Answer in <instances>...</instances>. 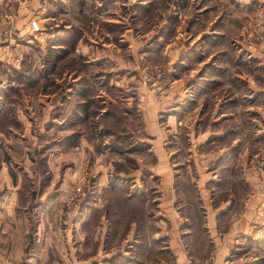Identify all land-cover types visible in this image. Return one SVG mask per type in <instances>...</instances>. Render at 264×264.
<instances>
[{"label":"crops","instance_id":"obj_1","mask_svg":"<svg viewBox=\"0 0 264 264\" xmlns=\"http://www.w3.org/2000/svg\"><path fill=\"white\" fill-rule=\"evenodd\" d=\"M151 1L142 0L141 3H135L137 6L133 10V18L136 26L140 28V32L138 36H126L130 29L125 26L118 34L122 41L128 42L124 46L125 48L120 50L121 55L117 49L116 52H113V49L109 47L111 38L104 34L108 40L101 43L105 55L116 63H120L123 70L125 61L123 57L125 56L126 58L129 56L138 63L142 61L141 56L150 59L155 64H161L164 59H170L167 69L170 72L173 68L171 64L176 62V58L179 57L176 55L177 52L179 51L181 54L180 50H187L190 47L189 51L185 50V56H182L177 63L183 65L184 61L189 62V76L185 78V86L186 84L191 86L193 98H200L201 104L198 102L195 104L201 108L195 114L192 113L181 119L178 117V105L181 102L177 101L179 91L175 90L178 89L176 81H179L181 75L166 80L161 77V74L158 76V80L166 91L160 99L154 96L155 93L158 94L159 89L153 87V91L148 93L146 88L139 85L136 80L135 86L140 102V108H136L137 114L142 112V107L148 111V116L144 115L142 118L143 122L137 115L135 117L132 115V118L128 116L121 106L129 107L132 98L123 100L116 97L117 102L113 98H108L104 107L95 108L101 113L108 104H111L126 116L122 127L129 132L131 145L125 146L123 151H116L110 143L112 133L101 129L100 125H96L95 116H91L89 119L83 117L84 106L80 105L82 100L76 101L74 95L82 80L78 85L74 83L71 88L63 89L60 95L62 101L54 103L58 106L53 114H59L60 121L67 119L68 124H63L66 133L63 134V140L58 147L63 153H65L64 149H74L79 153V158L85 159L88 156L93 159V164H95L94 169H91V173H93L90 190L92 193L89 197L91 201H88L89 206L84 207V212L79 214L76 220V224L79 226L76 234H78L79 240L88 234L89 246L85 248V246L79 245L75 252L77 259L71 250L64 249L63 243L61 244L63 247L60 249L57 246L49 247V234L47 233L49 223L47 216H43L47 207L39 202L36 204L33 202L31 199L32 187L28 189L29 192L27 189L20 188L15 171L8 170L7 173L0 167V178L5 179V187L8 189L6 198L0 201V264H66V256L73 257L71 260L74 261V264H107L113 258H119L122 262L132 261L142 262V264H264L262 261L264 260V196L257 195L256 191L258 179L264 176V73L252 74L245 79L244 77L240 78V75L233 74L229 78L232 83L236 84L234 88L230 89V96L227 97V100L211 103V105L202 102L209 96L204 86L208 82H219L220 74L217 75L212 70L222 69L220 66L225 65V62L235 63V58L238 55L231 47V50L227 49L226 54L224 51L220 52L223 49L218 51L212 49L213 52H209V47L213 45L214 40L211 41L210 37L207 39L206 34H202L208 33L211 38H213V34H220V30L226 27L224 23L228 18L231 22L227 26L235 32L240 30V27L235 25L236 10L238 5H242L241 2L244 3V0H218L222 4L224 15L217 13L213 18L210 17L209 6L206 5V2L215 0H190L192 4H194L193 1L195 4L190 5L192 8L188 10V14L186 12L184 14L189 25L187 30L189 33L195 28V33H199L197 36L201 34V39L193 45L194 39L198 38L196 36L189 40L186 46L184 45L185 47L179 46L176 41L171 42V37H165L164 33L169 30L167 27L171 22L168 14L158 21L156 18L154 19L153 14V20L152 18L145 20L146 11L148 12L146 4ZM171 1H174L172 8H175L176 0ZM250 1L254 3L256 9H264V0ZM126 2L129 1L126 0ZM230 3L235 9L234 12L230 7L229 10L227 8ZM246 3L248 4V2ZM220 4L214 3V6ZM185 5L189 6V0H186ZM245 7L240 9L239 18L251 16L248 13L243 14ZM220 16L223 18L220 19ZM51 17L45 15L37 19L39 33L28 40L27 43L30 44L17 43V45H24L29 49L28 53H31V58H33L32 54L36 49H40L41 52L47 50V47L39 46L38 37L45 40L53 38L52 31L50 34L47 33L50 30L49 27H57L55 31H59V36L69 30L66 28L67 26L61 28L57 23L52 22ZM119 21L117 20V22ZM45 26H47L46 29H44ZM107 26L109 27V25ZM28 28L27 25L26 28L22 27L21 29L27 32ZM42 28L45 32H42ZM156 31H159L160 34ZM148 37H151V44L148 48L146 46L144 48L142 44ZM76 44L73 46L74 51L82 56L85 55L84 53H88L87 46ZM162 44L166 48L162 52L161 50L156 52L155 49H158ZM55 46L59 47L58 49L62 48V45L58 43ZM240 46L246 54L244 59L247 55L257 56L258 47L255 45L254 48L246 45ZM172 47H174L173 52L170 51ZM196 49H198L197 52ZM153 52L156 53L152 54ZM19 55L21 60V52ZM7 57L10 59L9 55ZM94 57H99L97 51L94 52ZM31 58L24 62V66H26V62L32 61ZM263 58L264 55L259 61H255L264 64ZM16 59L10 60V62L17 61L19 64V56ZM207 59H209V65L213 67L210 69L213 73H208V71L200 73V71L206 70ZM214 61H217L219 65L213 64ZM32 62L36 67L40 66L36 59ZM196 65L198 67L195 69ZM13 68L11 67L9 70ZM50 76L52 81L64 80L65 71L54 72ZM95 77L99 78L100 76L96 75ZM131 78L133 77L130 74L122 76L123 80H120L119 83L128 84L127 82ZM75 79L76 77H72L71 81ZM115 79L113 77V81ZM230 79L227 78L229 81ZM240 79L248 83L250 87L244 94L237 93L240 91L238 90ZM154 80L157 81V78ZM103 81L106 82L107 78H103ZM258 83L261 86L256 87ZM108 84L112 86L110 82ZM65 92L66 94H64ZM46 94L48 93L39 91L34 96ZM50 94L54 96L55 93L52 91ZM90 98L92 100V94ZM180 99L182 101L184 99V95L181 93ZM242 99H247L249 103L242 104ZM88 110H91L90 106ZM156 112L165 114V118L162 120L163 125L156 123ZM69 116L72 117V120L68 119ZM51 119H56V117ZM89 123L93 129L90 133ZM103 133L106 135L104 136ZM100 142H106V144L104 143L106 148L103 151L96 148V144ZM125 157H129L135 163V167L129 175L130 179L127 181L121 179L122 173L119 176L113 174V162L115 160L123 161ZM11 177L14 181L11 180ZM114 181L127 195L135 192L144 197L142 207L143 212L147 215L144 228L146 248H137V252L132 251V248L139 244V238L135 235L136 223L134 221H128L127 217H122V220L115 222L114 229L111 230L109 220L105 218L103 212H100L95 218L92 217L93 210H100L106 206L107 194L105 190L111 188ZM23 193H30L31 196L28 197L29 199H24L26 194L22 198ZM194 199L197 205L194 203ZM34 208L39 210L36 211L39 217L33 216ZM196 209H199L200 213ZM199 222L200 230L203 232L194 235L191 232V226ZM34 224L35 231L33 232ZM29 240L31 241L29 242ZM128 245H132V247L127 248ZM187 256H191V263L187 262Z\"/></svg>","mask_w":264,"mask_h":264},{"label":"rangeland","instance_id":"obj_2","mask_svg":"<svg viewBox=\"0 0 264 264\" xmlns=\"http://www.w3.org/2000/svg\"><path fill=\"white\" fill-rule=\"evenodd\" d=\"M128 1L129 2H126V0H0V58H3L0 60V88L6 82L5 75L9 71V68H17L20 65L17 61L15 63H11L10 60H17L16 57L18 56L20 60L19 52H21V55H24L29 51L26 46L17 45V43L23 42L30 44L27 43L28 40H31L32 36L39 33H31L29 28L27 32H25L24 29H21L22 27L26 28L31 20L37 21V19L45 15L52 16L51 21L57 23L61 28L67 26L66 28L69 29L68 31H73L79 34V37L75 41L74 45L77 43L76 45L81 44L87 46L88 48V53H84L85 55L83 56L73 50V53L65 55L61 63H56L57 66H60L62 63L70 62V58L74 56L76 60L81 59L82 63L89 67L88 72H82L77 75L75 74L76 70L68 71V68L76 65V63H74L72 66H67L64 80L52 81L55 84L51 90L55 93L54 96L50 94L51 91L46 92L48 93L46 95L38 97L24 93L25 95H22L17 99L18 102L15 107L13 106L12 114L15 121L9 124H3L6 125L4 131H0V167L6 170L7 173L8 170L15 171L18 176V185H20L22 190L27 189L28 191L30 187L33 188L32 196L30 193H23L22 198L26 194V198L24 199L31 196V199L35 204L36 202H39V204L41 203L43 206L47 207L43 212V216H47L46 218H48L49 223L47 228V233L49 234V247L57 246L60 249L64 246L66 251L71 250L73 252L72 254L74 257L79 245H81V247L85 246L86 248L90 243L88 234L83 236L84 238L79 236L82 237L81 240H79L78 234H76L79 229V226L76 224V220L79 214L84 212V207L89 206L88 201H91L89 199L90 193H92L90 190L93 179L91 177L93 174L91 173V169H94L95 164H93V159L88 156L85 159L82 157L79 158V153H77L74 149H64L65 153H63L58 147L63 140V134L66 133L63 128V124H68L67 119H65V121H60L58 116L59 114H53L58 106L54 103L62 101V97L60 95L62 94L63 88L69 89L74 83L78 85L81 80L83 81L84 79H87L92 87V100L89 104L90 109L104 107V105L107 104L106 99L108 98H113L116 102V97L123 100L126 98H132L131 104L128 105L129 107H125L123 105L121 106L127 112L126 114L128 116L132 118V115H134V117L137 115L138 117H141L140 121L143 122L142 118L144 115L148 116V111L142 107V112L137 114L138 110H136V108H140V102L138 99L139 96L137 95L138 90L135 86L136 80L139 85L146 88L148 93L153 91V87L159 89L158 94L160 95L156 93L153 94L156 98L159 97L160 99L165 95L166 91L161 82L158 80V76L161 74V77L166 80L169 78L171 79L174 76L181 75L182 77L179 81H176L178 89L175 90L179 91L177 101L181 102V104L178 105V117L181 119L182 117L188 116L192 113L195 114L201 108L195 104L196 102L201 104L200 98H193L191 95V86H187V84L185 86V78H188L189 76V62L184 61L183 65L177 63L180 61L179 59H181L182 56H185L186 51L190 50V47L187 48V50L185 49L186 51L184 49L180 50L182 55L179 51L177 52L176 55H179V57L178 59L176 58V62L171 64L173 68L170 72L167 71L170 59H164L163 63L155 64L151 62L150 59L143 58V56H141L142 61L138 63V61L132 60L129 56L128 58L125 56L123 57L125 59L123 70L120 63H116L113 59H109L107 55H105V51L103 50L104 47L101 43L104 40L108 41L106 39L107 37H105L106 35L111 38L109 47L113 49V52H116L117 49L119 53L121 52L120 50H123L125 48L124 46L128 43L127 41H122L120 35L118 36L125 26H127V29H130L129 33H126V36L139 35L138 33L140 32V28L136 26V23H134L133 10L134 8L136 9L137 6L135 3H141L142 0ZM173 2L174 1L171 0H152L150 3L146 4L148 12L146 11L145 20L151 19L153 14L154 19L156 18L158 21L163 18L165 14H168L171 22L167 27L169 30L164 33L165 37H171V42L176 41V43H179V46H186V43H188L189 40L194 39V37L196 38L199 34L195 33V28L192 32L188 33L187 29H189V25L187 19L184 17L185 12L188 14V10L192 8L190 5H194L195 2L193 1L194 4H192L189 0V6L186 7V0H176V9L172 8ZM246 2H248V4ZM214 3L220 4L218 0H215L214 2H206V5L209 6L210 17H215L217 13H220L223 16L224 9L221 6L222 4L214 6ZM241 3L242 5H238L239 7L236 10L235 21V25L238 28L240 27V30L235 32L231 27L227 26V24L231 22L230 18H228L224 23L226 27H224L223 30H220V34H213V38H211V35L208 33L202 34H206V38L210 37L211 41L214 40L215 42L219 37L224 36L225 32H227L230 47L238 54L235 58V63L231 64V62H225V65L220 66L222 69H217V71L215 69L212 70L215 71L217 75L220 74L219 82H208V84L204 86V88L207 89V94L209 96L202 101L203 103L207 102L211 105V103L215 104L221 102L222 100H227V97L230 96V89L232 87L234 88L236 84L232 83L229 78L232 77L233 74L240 75V78L244 77L245 79L247 76L249 77L252 74L259 75L264 73V64H259L255 61H259L264 55V9H256V6H254V3L250 0H244V3ZM111 5L113 6L109 9ZM244 6H246V9L243 10V14L248 13L251 16L248 18H239L238 15L241 13L240 9ZM229 7L234 12L235 9L231 3L227 6L228 10ZM169 8H171V10H169ZM173 11H176V13H173ZM243 14L241 15L243 16ZM221 18L223 17L220 16V19ZM117 20L120 21L117 22ZM238 21H240V24H238ZM107 25H109V27ZM46 28L47 26H45L44 29ZM56 28L57 27H49L50 30L47 33L50 34V31H52V35L54 36L53 38H50V40L38 37V40H40L38 42L39 46L41 45L43 48L47 47L48 50H55V52L60 50L58 49L59 47L55 46L56 43H58L57 38L59 36V31H55ZM42 32H45L43 28ZM156 33L160 34L159 31H156ZM174 36L175 38H173ZM197 37L198 38L196 40L194 39L193 45L201 39V34ZM215 37L216 39H214ZM150 38L151 37L145 39L142 44L143 47L146 46L148 48L150 46ZM16 39L18 40L16 41ZM240 45H246L250 48H254L255 45L258 47L257 56L260 57H250V55H247L244 59L243 57H245L246 54L245 51L241 49ZM164 48L166 47L162 44L158 49H155V51L158 52L161 50L162 52ZM197 50L198 49H196V52ZM96 51L99 55L98 58L94 57V52ZM170 51L173 52L174 47H172ZM221 51H224L225 54L228 52L227 48L225 49L224 47L223 50H220V52ZM251 51L253 52L254 50L252 49ZM156 52H153L152 54H155ZM209 52H213L211 47H209ZM8 55L10 59H8ZM119 55H121V53ZM207 60L208 66H206V70L200 71V73L205 71L213 73L210 71L213 67L209 65V59ZM38 61V63H42V58H39ZM213 64L219 65L217 61H214ZM39 65L40 66L37 67V69L40 73L45 74L46 70L44 65ZM194 67L196 69L198 65ZM25 68L28 71H33V68H35L34 63L32 61L26 62ZM96 74L100 77L96 78ZM129 74L133 78L127 82L128 84H120L119 81L123 80L122 76H128ZM46 77L52 78L50 75H46ZM72 77H76V79L71 81ZM113 77L116 78L115 81H113ZM103 78H107V81L104 82ZM154 78H157V81L154 80ZM227 78L230 79V81L227 80ZM242 79H240L241 81L238 83V90H240L237 92L238 94H244L248 89H250L248 83L244 82ZM109 82L112 86H109ZM159 83L160 85H158ZM167 84H169V82H167ZM259 86H261L260 83L256 85V87ZM187 87L189 88L186 92ZM180 93L184 95L183 101L180 99ZM64 94H66V92ZM239 101L240 99L238 102ZM241 103L246 105L249 102L247 99H242ZM4 106V104H1L0 109ZM155 115L156 123L163 125L162 120L165 118V114L156 112ZM55 117L56 119H51ZM69 118L72 120L71 116H69L68 119ZM88 126L90 133L93 131L91 123H89ZM103 135L105 136L106 134L103 133ZM104 143L106 144V142ZM104 143L100 142L99 144H96V148L100 150L102 149L103 151L104 148H106ZM41 149L44 151L43 154L35 155V152ZM86 173L89 175H85ZM4 180L5 179L3 177L0 178V201L5 199L8 193ZM11 180L14 181L12 177ZM260 180L261 178L258 179L256 191L257 195L264 196V194H260L258 192V183ZM76 187L80 188L79 192L75 191ZM82 205L83 207H81ZM33 210V216L39 217V214H36V211L39 210L35 208ZM34 231L35 224L33 225V232ZM33 237H36V235H33ZM30 241L31 240H29V242ZM62 243L63 246H61ZM71 259H73V257L66 256V264H74V261ZM75 259L77 258L75 257ZM186 260L187 262L189 261L188 256L186 257Z\"/></svg>","mask_w":264,"mask_h":264},{"label":"trees","instance_id":"obj_3","mask_svg":"<svg viewBox=\"0 0 264 264\" xmlns=\"http://www.w3.org/2000/svg\"><path fill=\"white\" fill-rule=\"evenodd\" d=\"M78 37L79 34L73 31L64 32L57 38L58 44L62 45V48H60V50L55 52V50L47 49L45 50V52H41L40 49H36L35 51H33V58H31V53H26L22 55L19 63L20 65L17 68L9 70L6 73V82L0 88V105H5L2 109H0V131H4L6 125L3 124H9L15 121L12 110L13 106L15 107V103L20 96L25 94L35 95L39 91H43V93H46L53 89L54 84L51 78H47L46 75L53 74V72L61 73L63 70H66L68 65L72 66L74 65V63H76V65L74 67L68 68V71L76 70L75 74L77 75L82 72H88L89 67L84 65L81 59L76 60L74 56L70 58L71 60L68 59L70 60V62L62 63L60 66H57L56 64L59 62L61 63L65 55L73 52V46ZM222 46L225 49H230V42L227 32H225L224 36L219 37L213 43L211 49H215L218 51L220 49H223ZM30 58L32 59V61L36 59L37 62H39V58H42V63L39 64L44 65V68L46 70L45 74L40 73L36 66H34L35 68H33V71L35 70L34 72L28 71L25 68L24 62ZM91 94L92 87L88 80L84 79L82 83H80L74 94L76 101L79 99L82 100V103L80 105L84 106L82 109L84 119H89V117L95 116L96 125H100L103 130H107L112 133L110 143L113 148L116 151H123L122 149L125 146L131 145L130 134L125 130L124 127H122V123L123 121H125L126 116H124L120 110H117V108L115 109V107L111 104H108L105 110L101 113H99L97 109L88 110L89 104L91 102ZM84 103L85 105H83ZM43 152L44 151H42V149L38 150L35 152V155H42ZM113 166V174L115 176H119L120 173H122L121 179L123 181H127L130 179L129 175L133 171L135 163L129 157H125V160L123 161L115 160L113 162ZM119 187L120 186H118L115 181L112 182V187L105 190L107 194L106 206L101 208L100 210H93L92 217L95 218L100 212H103L105 218L109 220L111 230L114 229L115 222H119L120 220H122V217H127L128 221H134L136 223L135 235L139 238V244L138 246H134L132 248V251L137 252V248H146V235L144 228L146 227L147 215L143 212L142 207L144 203V197L140 194L138 195L135 192L131 195H127L126 192L124 190H121V188ZM194 203L197 205L195 199ZM196 210L199 212V209ZM191 232L194 235L202 234L203 231L200 230V222L191 226ZM188 257H190L191 259V256ZM108 264H142V262L136 263L131 261L128 263H124L119 258H113L112 261Z\"/></svg>","mask_w":264,"mask_h":264},{"label":"built area","instance_id":"obj_4","mask_svg":"<svg viewBox=\"0 0 264 264\" xmlns=\"http://www.w3.org/2000/svg\"><path fill=\"white\" fill-rule=\"evenodd\" d=\"M28 26H29V30H30L31 33H36V32L39 31V27H38V25H37V22L34 21V20H31V21L29 22V25H28ZM75 191H76V192H79V191H80V188H79V187H76V188H75ZM258 192H259L260 194H264V176L261 178V180H260L259 183H258ZM188 259H189L188 262H191L190 257H188Z\"/></svg>","mask_w":264,"mask_h":264},{"label":"flooded vegetation","instance_id":"obj_5","mask_svg":"<svg viewBox=\"0 0 264 264\" xmlns=\"http://www.w3.org/2000/svg\"><path fill=\"white\" fill-rule=\"evenodd\" d=\"M132 247V245H128V247L127 248H131ZM128 251V250H127ZM130 253H131V251H129ZM112 261V259L111 260H109L108 262H107V264L109 263V262H111ZM124 263H128L127 261H123Z\"/></svg>","mask_w":264,"mask_h":264}]
</instances>
